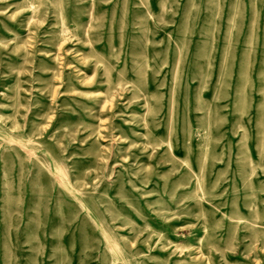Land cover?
<instances>
[{
  "label": "rangeland",
  "instance_id": "rangeland-1",
  "mask_svg": "<svg viewBox=\"0 0 264 264\" xmlns=\"http://www.w3.org/2000/svg\"><path fill=\"white\" fill-rule=\"evenodd\" d=\"M0 264H264V0H0Z\"/></svg>",
  "mask_w": 264,
  "mask_h": 264
}]
</instances>
